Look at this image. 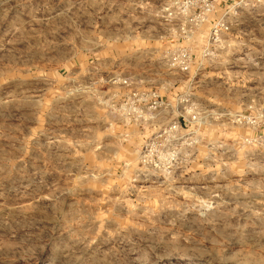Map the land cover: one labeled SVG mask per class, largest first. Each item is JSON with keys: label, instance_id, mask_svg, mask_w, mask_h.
Here are the masks:
<instances>
[{"label": "rangeland", "instance_id": "rangeland-1", "mask_svg": "<svg viewBox=\"0 0 264 264\" xmlns=\"http://www.w3.org/2000/svg\"><path fill=\"white\" fill-rule=\"evenodd\" d=\"M167 4L0 0V264H264V0L188 71ZM123 79L167 106L125 120Z\"/></svg>", "mask_w": 264, "mask_h": 264}, {"label": "built area", "instance_id": "built-area-1", "mask_svg": "<svg viewBox=\"0 0 264 264\" xmlns=\"http://www.w3.org/2000/svg\"><path fill=\"white\" fill-rule=\"evenodd\" d=\"M242 0H168L163 8L165 21H176L171 25L172 36L182 40L184 44L171 45L165 50L164 58L172 66L181 71H188L192 60L191 48L185 46V42L195 41L201 27L210 23L209 31L202 45L203 54L211 51V48L222 43L225 35L229 34V23L223 16L227 10L231 11ZM232 3V4H230ZM235 5V6H234ZM216 16V14H220ZM215 15V16H214ZM205 36V35H204ZM122 84L129 87L127 79ZM115 110L127 121L143 118L148 114L150 119L160 113L167 106L165 99L153 89L130 88L121 94L120 99L112 104ZM180 128V122L174 121L160 127L153 135L150 143H147L141 152V160L145 166L159 168L164 164L152 157L157 141L162 137H171ZM153 150V151H152Z\"/></svg>", "mask_w": 264, "mask_h": 264}, {"label": "crops", "instance_id": "crops-1", "mask_svg": "<svg viewBox=\"0 0 264 264\" xmlns=\"http://www.w3.org/2000/svg\"><path fill=\"white\" fill-rule=\"evenodd\" d=\"M182 42H183L182 40H181V41H180V40L177 41L178 44H182ZM129 87H130V88H133L132 86H129ZM129 87L126 86V85H122L120 88H122L123 90H122V92L120 93V96H121L122 93H124L126 90H128ZM119 98H120V97H119Z\"/></svg>", "mask_w": 264, "mask_h": 264}]
</instances>
